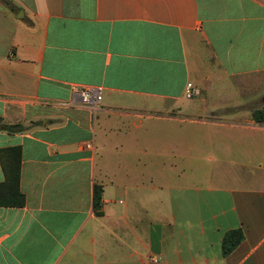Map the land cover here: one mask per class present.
<instances>
[{
  "label": "crops",
  "instance_id": "crops-1",
  "mask_svg": "<svg viewBox=\"0 0 264 264\" xmlns=\"http://www.w3.org/2000/svg\"><path fill=\"white\" fill-rule=\"evenodd\" d=\"M72 84L102 87L95 115ZM258 100L264 0H0V150L25 195L0 206V264H264Z\"/></svg>",
  "mask_w": 264,
  "mask_h": 264
},
{
  "label": "trees",
  "instance_id": "trees-1",
  "mask_svg": "<svg viewBox=\"0 0 264 264\" xmlns=\"http://www.w3.org/2000/svg\"><path fill=\"white\" fill-rule=\"evenodd\" d=\"M252 119L255 123L264 125V105L252 110ZM2 128L8 132L21 130L19 124H4ZM3 152L11 154V160L7 164L3 162L5 179L0 183V206L21 207L25 204V195L20 190V156L19 147L0 150V158ZM93 207L97 215L102 214V186L95 184L93 190ZM244 234L241 228H234L226 231L221 240L222 255H228L243 240Z\"/></svg>",
  "mask_w": 264,
  "mask_h": 264
},
{
  "label": "built area",
  "instance_id": "built-area-1",
  "mask_svg": "<svg viewBox=\"0 0 264 264\" xmlns=\"http://www.w3.org/2000/svg\"><path fill=\"white\" fill-rule=\"evenodd\" d=\"M70 90L73 96L75 97V103L88 107L93 115L101 102L102 99V87L100 86H91V85H70ZM198 90L193 86L191 82H188L185 86V96L187 98H192L197 94ZM91 146V144H86ZM149 261L152 264H157L160 260L158 255L151 254L149 255Z\"/></svg>",
  "mask_w": 264,
  "mask_h": 264
},
{
  "label": "rangeland",
  "instance_id": "rangeland-1",
  "mask_svg": "<svg viewBox=\"0 0 264 264\" xmlns=\"http://www.w3.org/2000/svg\"><path fill=\"white\" fill-rule=\"evenodd\" d=\"M257 103H259V104H264V102L262 101V100H258V101H256ZM229 108V107H228ZM243 108H246V107H244V106H237V111H238V114L236 115V116H241V115H245V111L243 110ZM231 111V109H225V110H223L222 111V113H224V112H227V111ZM233 111V110H232ZM240 111H242V113H239ZM158 124L160 125V126H162V125H166L165 123H163V122H158ZM158 136H159V145H161L162 143L163 144H165V137L166 136H168V134L167 133H164V132H162V133H158ZM164 150V149H163ZM163 153H165V156L167 155V151H164ZM160 156H162V154L160 155ZM163 157V156H162ZM164 159H166L165 157H163Z\"/></svg>",
  "mask_w": 264,
  "mask_h": 264
}]
</instances>
